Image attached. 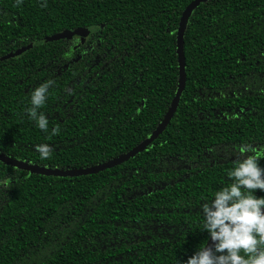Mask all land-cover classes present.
Here are the masks:
<instances>
[{"label": "trees", "instance_id": "1", "mask_svg": "<svg viewBox=\"0 0 264 264\" xmlns=\"http://www.w3.org/2000/svg\"><path fill=\"white\" fill-rule=\"evenodd\" d=\"M193 1L0 0V153L84 169L141 144L177 93V31ZM79 28L89 37L46 41ZM184 56L177 110L135 157L78 177L0 162V264H181L205 247L200 205L251 154L243 145L264 148V0L201 3ZM46 80L54 84L40 110L55 135L24 111ZM39 143L51 146L49 158L35 152Z\"/></svg>", "mask_w": 264, "mask_h": 264}, {"label": "clouds", "instance_id": "2", "mask_svg": "<svg viewBox=\"0 0 264 264\" xmlns=\"http://www.w3.org/2000/svg\"><path fill=\"white\" fill-rule=\"evenodd\" d=\"M21 2L16 0L17 4ZM46 5L47 0H41L39 6ZM53 84V80H46L32 89L24 109L28 119L49 135H55L58 129L54 126L49 131L48 118L40 109ZM34 149L41 160L52 152L46 143L36 144ZM240 152L251 154L235 161L227 172L230 182L200 205L203 230L211 246L194 251L181 264H264V197L254 195L255 190L264 192V168L258 163L264 148L257 150L246 144ZM2 182L7 184V180Z\"/></svg>", "mask_w": 264, "mask_h": 264}, {"label": "water", "instance_id": "3", "mask_svg": "<svg viewBox=\"0 0 264 264\" xmlns=\"http://www.w3.org/2000/svg\"><path fill=\"white\" fill-rule=\"evenodd\" d=\"M207 0H194L192 3H190L186 9L183 11L178 31H177V55H178V62H179V80H178V90L177 93L172 100V103L164 116L161 123L158 125L156 130L153 131V133L146 138L141 144L130 150L129 152L113 158L105 163L95 165L92 167L84 168V169H49L45 167H40L38 165H32L27 162L19 161L16 159H12L8 157L5 154L0 153V162L16 167L20 170L27 171L31 174H38V175H44V176H54V177H78V176H84V175H93L97 174L99 172H102L107 169L114 168L115 166L121 165L122 163L128 161L129 159L135 157L139 153L146 150L148 146H150L158 137L163 133V131L166 129L168 124L170 123L172 117L174 116L180 96L185 88L186 84V72H185V56H184V34L186 30V26L188 23V20L193 12L194 9H196L201 3L206 2ZM90 34L89 29L87 28H79L75 31H64L62 33H56L51 36L46 37V41L52 42L57 41L61 39H72L74 36H79L82 39L88 38ZM32 45H29L27 47H23L15 52H12L6 56V58L18 56L22 54L24 51L30 49ZM211 241L208 240L205 247H210Z\"/></svg>", "mask_w": 264, "mask_h": 264}, {"label": "flooded vegetation", "instance_id": "4", "mask_svg": "<svg viewBox=\"0 0 264 264\" xmlns=\"http://www.w3.org/2000/svg\"><path fill=\"white\" fill-rule=\"evenodd\" d=\"M90 31V30H89ZM90 35V34H89ZM89 37V36H88Z\"/></svg>", "mask_w": 264, "mask_h": 264}]
</instances>
